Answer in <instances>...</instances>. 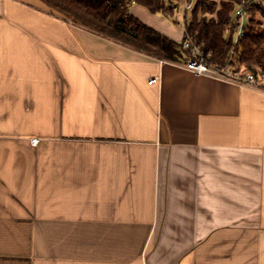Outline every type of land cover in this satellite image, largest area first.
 Wrapping results in <instances>:
<instances>
[{
    "label": "crops",
    "instance_id": "1",
    "mask_svg": "<svg viewBox=\"0 0 264 264\" xmlns=\"http://www.w3.org/2000/svg\"><path fill=\"white\" fill-rule=\"evenodd\" d=\"M0 264H264V89L0 0Z\"/></svg>",
    "mask_w": 264,
    "mask_h": 264
},
{
    "label": "trees",
    "instance_id": "2",
    "mask_svg": "<svg viewBox=\"0 0 264 264\" xmlns=\"http://www.w3.org/2000/svg\"><path fill=\"white\" fill-rule=\"evenodd\" d=\"M39 1L64 20L168 63L185 61L191 52L184 51L183 44L190 38L193 47L202 51L210 65L226 67L233 55L236 60L232 67L253 73L259 71L264 76V24L252 19L236 44L226 37L227 27L240 7L245 15L260 14L264 21V6L255 4V0H197L190 20H187V11L184 13L185 35L180 43L168 39L131 13L132 5L138 4L152 14L171 18L178 9V0Z\"/></svg>",
    "mask_w": 264,
    "mask_h": 264
},
{
    "label": "built area",
    "instance_id": "3",
    "mask_svg": "<svg viewBox=\"0 0 264 264\" xmlns=\"http://www.w3.org/2000/svg\"><path fill=\"white\" fill-rule=\"evenodd\" d=\"M193 6L194 4L192 1L188 2L185 6V11L192 9ZM244 16L243 7L238 8L233 15L231 23L227 27L226 37L228 40H233L234 44L238 42L239 38L244 36L245 27L247 25ZM183 50L191 52L190 55L186 57L185 61L171 64L179 65L196 75L208 76L224 82L248 86L251 88L264 89V76L259 71L253 73L244 68L236 69L232 67L233 62L236 60L233 55L229 58L226 67H219L216 65H210L202 51L199 48L193 47L190 38H187L184 42ZM161 61L166 62L163 60ZM158 79L159 78H151L148 83H157ZM31 143L36 146L39 143V139L34 138L31 140Z\"/></svg>",
    "mask_w": 264,
    "mask_h": 264
},
{
    "label": "rangeland",
    "instance_id": "4",
    "mask_svg": "<svg viewBox=\"0 0 264 264\" xmlns=\"http://www.w3.org/2000/svg\"><path fill=\"white\" fill-rule=\"evenodd\" d=\"M191 1L193 4H195L197 0H191ZM254 2H255V4H260V5L264 6V1L261 2V0H255ZM177 3H178V9H177L176 13L171 18H167L161 14H159L157 16H159L161 19L167 21L170 25L175 26L174 28L181 29L183 27L184 13H186L185 6L188 4V1L187 0H178ZM190 18H191V9L187 11V20H190ZM244 18H245L246 24H248L252 19H255L256 20L255 22H260V23L264 24L263 18L261 17L260 14L245 15Z\"/></svg>",
    "mask_w": 264,
    "mask_h": 264
}]
</instances>
